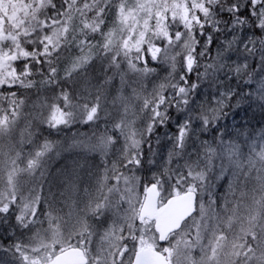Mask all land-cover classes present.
<instances>
[{
  "label": "snow or ice",
  "instance_id": "obj_1",
  "mask_svg": "<svg viewBox=\"0 0 264 264\" xmlns=\"http://www.w3.org/2000/svg\"><path fill=\"white\" fill-rule=\"evenodd\" d=\"M0 264H264V0H0Z\"/></svg>",
  "mask_w": 264,
  "mask_h": 264
},
{
  "label": "trees",
  "instance_id": "obj_2",
  "mask_svg": "<svg viewBox=\"0 0 264 264\" xmlns=\"http://www.w3.org/2000/svg\"><path fill=\"white\" fill-rule=\"evenodd\" d=\"M241 115L243 116V114H241ZM257 119H260V115L259 114H257ZM238 122H243V121L240 120ZM253 124H255V121H253ZM77 130H79L80 132H87L88 128H87V126H74L71 129H66L63 134H60L59 138L63 139L65 137V135L68 133V131H69V136H71L73 134V132H75ZM66 157H67V153L64 154V161L67 163V165H72L70 161H66L65 160V159H67ZM93 163L100 164V158L99 157H95L94 159L91 158L89 160V166H91ZM53 164L58 166V160H56Z\"/></svg>",
  "mask_w": 264,
  "mask_h": 264
},
{
  "label": "bare ground",
  "instance_id": "obj_3",
  "mask_svg": "<svg viewBox=\"0 0 264 264\" xmlns=\"http://www.w3.org/2000/svg\"><path fill=\"white\" fill-rule=\"evenodd\" d=\"M65 136H69V131H68V133ZM66 158H67L66 161H70L71 164H73L74 161L77 159V157L73 153H71V152L67 153V157ZM65 165H67V163H65ZM64 166H60V165L57 166L55 164H52V169H53V171H55L57 168H60V167L62 168Z\"/></svg>",
  "mask_w": 264,
  "mask_h": 264
},
{
  "label": "rangeland",
  "instance_id": "obj_4",
  "mask_svg": "<svg viewBox=\"0 0 264 264\" xmlns=\"http://www.w3.org/2000/svg\"><path fill=\"white\" fill-rule=\"evenodd\" d=\"M66 160V159H65ZM65 161H64V156L62 157V158H60V159H58V165H60V166H64L65 165Z\"/></svg>",
  "mask_w": 264,
  "mask_h": 264
}]
</instances>
